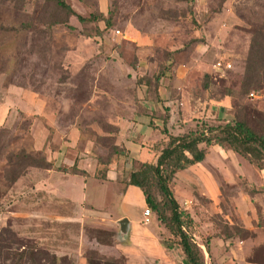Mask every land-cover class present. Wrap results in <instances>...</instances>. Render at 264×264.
<instances>
[{"label": "rangeland", "instance_id": "1", "mask_svg": "<svg viewBox=\"0 0 264 264\" xmlns=\"http://www.w3.org/2000/svg\"><path fill=\"white\" fill-rule=\"evenodd\" d=\"M63 1L77 15L101 17L80 22L53 0H0V264H82L79 241L104 236L94 218H59L73 207L48 195L37 152L60 155L59 170L80 172L71 163L86 157L101 169L125 156L121 118L168 117L170 109L179 115L172 135L199 119H239L264 137V84L241 86L264 0ZM218 60L231 68L214 69ZM196 169L175 174L169 187L196 215L191 235L204 264H264V169L218 146ZM157 189L152 180L160 201ZM81 255L114 263L87 248Z\"/></svg>", "mask_w": 264, "mask_h": 264}, {"label": "crops", "instance_id": "2", "mask_svg": "<svg viewBox=\"0 0 264 264\" xmlns=\"http://www.w3.org/2000/svg\"><path fill=\"white\" fill-rule=\"evenodd\" d=\"M182 72V69H175L176 81L181 80ZM165 106H169L167 102H164V108ZM164 110L162 114H165ZM168 113V117L161 115L160 118L161 113L153 116L152 111H143L118 121L117 144L124 150L125 156L119 155L110 163L104 179L94 176L97 165L91 164L90 157L74 159L71 163L72 166L76 164L77 170L80 172L83 170L85 174L55 168L60 155L50 151L46 160L52 163L51 168H37L45 171L44 185L49 192L48 195L68 200L72 204V216H59L61 220L78 224L79 222L84 224L91 218L97 220L90 222H94L93 224L99 228L97 231L104 236L103 238L93 236L92 239L84 240L83 245L79 241L77 257H80L82 264H86L87 257L81 255L82 250L86 248L96 252L102 259L110 258L122 264H189L177 243L169 242L171 245L169 248L162 244L163 240L171 236L159 224L154 213L151 212L147 218L144 217L143 211L147 206L141 190L127 184L130 173L138 170L141 163H155L162 142L166 140L161 131L166 130L171 134L170 125L179 120L178 113L175 115L171 109ZM184 132L179 131L173 135ZM207 153L201 162L178 171L176 176L187 171H196L197 166H201L206 159ZM87 161H90L89 166ZM262 171L263 169L259 170L260 173ZM203 177L206 179V173L200 178ZM189 215L195 228L196 215L191 212ZM121 219L127 221L125 233L120 231ZM78 238L80 240V236Z\"/></svg>", "mask_w": 264, "mask_h": 264}, {"label": "trees", "instance_id": "3", "mask_svg": "<svg viewBox=\"0 0 264 264\" xmlns=\"http://www.w3.org/2000/svg\"><path fill=\"white\" fill-rule=\"evenodd\" d=\"M53 1L67 13L75 14L80 22L97 21L101 17V15H91L85 18L74 13L63 0ZM159 78L156 77V82ZM242 80L241 86L245 90L264 84V25H261L251 36ZM161 132L166 136V140L159 150L155 163H141L138 170L130 173L127 184L134 185L141 190L146 206L171 236L163 240L162 244L169 248L171 247L169 242L172 239L180 246L189 264H204L202 250L191 235L194 222L189 213L174 198L169 184L178 171L201 162L208 152V148L212 145H218L235 152L258 171L264 169V137L256 133L244 120L239 119L218 124L199 119L192 129L184 133L172 135L166 130ZM36 155L38 161L34 160L36 162L34 163L35 167L51 168L52 163L48 162L40 152H37ZM21 159L22 157L19 158V161ZM113 160L111 158L110 162ZM110 162L101 169L96 167L94 176L98 179H104ZM82 174L85 173L82 171ZM152 180L155 181L158 188L157 191L161 196L160 201H157L156 197L150 193L149 188ZM205 247L209 251L207 241ZM44 254L46 253L42 252V255L38 256L39 259H45ZM55 263L56 260L53 258L52 264ZM86 264L122 263L117 261L101 263L87 259Z\"/></svg>", "mask_w": 264, "mask_h": 264}, {"label": "built area", "instance_id": "4", "mask_svg": "<svg viewBox=\"0 0 264 264\" xmlns=\"http://www.w3.org/2000/svg\"><path fill=\"white\" fill-rule=\"evenodd\" d=\"M213 68L214 69H217V70H222V71H226V70H228V69H230L231 68V63L230 62H225V61H221V60H218V61H216L215 63H214V65H213ZM250 96H253V93H250L249 94ZM150 210H149V208L148 207H146L145 209H144V211H143V215H144V217H148L149 215H150Z\"/></svg>", "mask_w": 264, "mask_h": 264}, {"label": "water", "instance_id": "5", "mask_svg": "<svg viewBox=\"0 0 264 264\" xmlns=\"http://www.w3.org/2000/svg\"><path fill=\"white\" fill-rule=\"evenodd\" d=\"M126 224H127L126 219H121V220L119 221L120 231L123 232V233L126 232Z\"/></svg>", "mask_w": 264, "mask_h": 264}]
</instances>
